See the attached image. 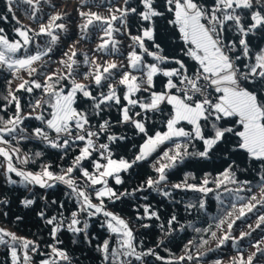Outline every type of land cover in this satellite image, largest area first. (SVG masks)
<instances>
[{
	"label": "snow or ice",
	"instance_id": "obj_1",
	"mask_svg": "<svg viewBox=\"0 0 264 264\" xmlns=\"http://www.w3.org/2000/svg\"><path fill=\"white\" fill-rule=\"evenodd\" d=\"M14 5L17 9L27 5L25 12L38 21V31L33 32L26 26L16 27L14 31L19 38L10 40L0 28V69L9 71L13 77L19 70H27L31 77L18 83L15 89L11 88L12 81H7L9 91L5 99L14 105L15 112L6 120L0 118V158H3L0 167L7 183H17L11 175L15 174L20 178L19 183L29 191V186L41 189L58 184L66 186L70 190L66 195L75 197V209L64 216L60 211L64 207L61 203L54 214L46 215L44 210L37 212L45 224L51 226L49 236L52 242L46 244L48 250L42 255L35 240L0 227V246L10 255L11 264H37V256L41 257L38 264H73V258L60 239L62 230L72 234L73 243L80 240L91 244L90 222L101 216L104 219L100 226L109 234V238L97 245L101 264H146V256L163 260L153 249L138 252L134 229L123 217L108 210L106 200L114 203L128 195L127 191L118 193L109 186L110 178L116 185H122V173L129 172L155 154L159 159L153 167L158 178L149 176L143 183L156 189L161 182L167 181L168 170L178 161L191 155L209 157L227 135L236 138L233 151L243 150L250 159L264 165V0H137V6L124 0L123 6H109L106 15L93 11L86 0H81L82 7L77 9L82 20L81 31L87 34L90 28H98L100 43L97 48L113 51L117 50L119 43L114 34L123 32L130 40L126 61L98 64L85 56L83 63L90 66L79 72L75 67L77 52L73 50L70 54L65 52L67 59L60 61L66 72L44 75L43 80L33 76L34 73L40 75V70L33 65L52 51V46L60 39L59 32H67L63 22L65 14L54 12L47 15L46 22H39L37 14L42 10L41 0H7V12L13 14L14 19ZM161 20L180 42L178 56L166 54L157 42ZM133 23L136 34L131 33ZM30 33L50 40L43 47L36 43L37 50L29 54L26 50L33 44ZM44 67L46 64L41 65V69ZM21 90L27 93L39 90L41 93L40 98L29 103L31 112L28 116L36 112L34 119L43 127H35L28 135H24L25 129L20 127L28 118L23 115L22 105L15 94ZM113 108L119 112L116 123L131 128L142 141L135 145L136 151L131 159L123 155L117 158L116 149L128 137L113 132L111 122L102 118L106 110ZM157 113L163 117L162 129H157L154 123L151 128L149 126ZM96 117L101 119L92 124ZM18 132L20 140L35 136L51 148L62 150L64 156L72 150L71 162L67 167L43 163L39 171L17 167L14 154L20 163H29L27 156L20 160V149L11 145ZM102 138L107 142H101ZM193 141L201 142L202 150L189 152V144ZM35 155L39 157L41 153ZM64 156H61L62 160ZM231 169L232 165H229L214 179L217 188L224 187L226 182L250 185V181L236 180ZM209 183L206 174L199 185L183 183L172 187L208 194L213 191L208 187ZM258 185L261 199L251 195L249 203L240 207L236 220L245 216V209L251 212L264 201V168ZM224 190L235 195L244 189L224 187ZM247 191L251 192V188ZM163 195L169 193L164 191ZM20 203L25 208L32 206L35 193ZM51 203L56 204V201ZM198 206L204 209L205 201L199 200ZM231 215V212L226 213L227 217ZM144 216L160 219L157 212L149 211L147 206L144 207ZM21 219L16 217L18 221ZM175 220L173 215L167 224L171 226ZM258 220L256 228L264 224V215ZM224 222V219L219 220L216 227L220 228ZM234 224L235 220L227 224L229 231L219 237V245L228 240L243 241L251 235L250 232H240L238 238L231 236ZM262 241L264 237L252 245L255 250L247 258L243 255L234 258V264H257L258 259L259 264H264V259H260L264 258ZM192 243L188 241V245ZM185 258L181 255L175 260L169 259L166 264H180ZM187 259L191 260L192 256L187 254Z\"/></svg>",
	"mask_w": 264,
	"mask_h": 264
},
{
	"label": "trees",
	"instance_id": "obj_2",
	"mask_svg": "<svg viewBox=\"0 0 264 264\" xmlns=\"http://www.w3.org/2000/svg\"><path fill=\"white\" fill-rule=\"evenodd\" d=\"M86 2L91 6L93 11L100 12L102 15L107 14L109 6L119 7L124 4V0H95V3H93V0H86ZM6 3L7 0H0V28L4 29V35L10 40L18 39L19 37L16 35L14 29L21 26H26L32 29L33 32L38 31V21L25 12L27 5H21L18 9L15 5L13 6L16 17L14 19L13 14L7 12ZM129 3L132 6H137V0H129ZM81 7V0H41L42 10L37 14L40 18L39 22H46L47 15L59 12L65 14L63 22L66 24L68 30L67 32H59L57 30L60 35L59 41L52 46V51L47 56L42 57L41 61L33 65L40 70V75L33 74L38 80H43L44 75L50 73L66 72V67L60 61L67 59L64 55L65 52L70 54L73 50L77 52V56L75 57L77 65L75 67L79 72L85 71L90 66L83 63L85 56L90 61L95 60L98 64L113 61L123 63L126 61L128 45L130 43L128 36L123 32L115 33L114 39L119 42L117 50H99L97 48V45L100 43L99 29L90 28L87 34H85L79 27L82 20L78 15L77 9H81ZM82 10L86 11L88 9L83 8ZM116 26L121 27L119 24ZM131 33L136 34L135 23L131 27ZM30 35H33V44L28 46L26 50L29 54L37 50L35 47L36 43H39L43 47L50 40L46 36L36 37L33 33H30ZM157 42L165 49L166 54L179 55L180 42L172 34L171 29L165 26L163 20L158 24ZM148 59L150 60L151 58ZM45 64L46 67L41 69V65ZM28 79H31V77H29L27 70H19L16 77H13L9 71L0 69V118L6 120L15 112L14 105L8 104V101L5 99L9 91L7 81L11 80V88L15 89L18 83ZM77 79H81V77L77 76ZM159 87L160 83L158 79V90ZM15 94L22 105L23 115L28 117L20 126L25 129L23 134L28 135L35 127H43L40 121L34 119L36 112H33L31 117L28 116L29 112H31L28 105L34 99L40 98V91L36 90L33 93H27L21 90ZM102 118L111 122L113 132L124 134L128 137L127 140L120 142L121 147L116 149L117 158L123 155L125 158L131 159L136 151L135 145L142 142L140 136L134 135L131 128L116 123L119 118V112L116 108L110 111L106 110L102 114ZM98 119L101 118H94L92 124H96ZM153 123L157 129H162V115L157 113L150 120V128ZM9 139L11 140L10 137ZM235 139V137L227 135L224 141L211 151L207 158L191 155L185 157L182 161H178L175 167L168 170L167 181L161 182L156 189L148 188L143 183L149 176L154 179L158 178L153 167L159 159L155 154L148 161H142L138 166H134L129 172L122 173L121 176L124 181L122 185H116L113 179H109V186L113 187L118 193L127 191L128 195L122 196L120 200L114 203L106 200L108 210L115 212L129 222L130 226L134 229L138 252H146L148 249H153L157 255L164 258L158 261L155 256H146V264H166L169 259L175 260L181 255H185L186 258L180 264H215L216 261H219L220 264H234V258H237L238 255H243L247 258L255 250L252 245L264 237V224L260 228H256V225L259 223L258 217L264 215V201L257 204L251 212L245 209L246 214L240 219L236 220L235 218L239 215L240 207L243 204L249 203L248 198L251 195H255L257 199H261L258 181L264 165L259 161L250 159L243 150L233 151ZM102 141L107 142L103 138ZM11 145L18 147L20 152L29 159L28 164L22 165L15 159L14 154V164L17 167L30 171H39L43 163L60 164L62 167H67L68 163L71 162L73 154L72 150H70L69 154L64 156L62 150L51 148L47 143L35 136L20 140L19 132L17 139L11 140ZM200 150H202L201 142L193 141L189 144V152L195 153ZM37 152L41 153L39 157L35 155ZM61 156H64L63 160ZM229 165H232L231 171L234 172L236 180L251 182L250 185H244L243 183L230 184L226 182L224 187L229 189H244L235 195L226 192L224 187L217 188L213 182L218 174ZM55 170L59 171V168ZM206 174L210 181L208 187L213 189L208 194L199 193L184 187L179 189L172 187L174 184L183 183L199 185ZM11 175L13 179L17 180L16 184L7 183L3 168L0 167V227L13 231L18 236L35 240L40 245V253L42 255L48 250L46 244L52 242L49 236L51 226L46 225L44 220L37 215V212L44 210L46 215L54 214L57 212L59 205L63 203L64 207L60 211L63 212L64 216H68L75 209V197L66 195L70 190L62 184L49 189H41L39 186H29L31 188V191H29L24 185L19 183V177H16L15 174ZM249 187L251 188V192L247 191ZM164 191H167L169 195H163ZM33 193H35V203L25 208L20 201L26 197H32ZM217 195H219V200L217 199ZM41 196L45 197V199H40ZM237 197H244V199L241 200ZM201 199L205 201L204 209H200L198 206ZM45 200L48 202L47 208H45ZM53 200L56 201V204L51 203ZM189 204L193 205V207H187ZM233 204H235V208H233ZM145 206L149 208V211L157 212L160 219L157 220L154 217L149 218L144 216ZM228 212L232 213L230 217L226 216ZM173 215L176 216V220L169 226L167 221ZM17 216L22 217V219L16 220ZM103 219L102 216L99 218L94 217L90 222L88 231L93 237L91 244L80 240L73 243L72 234L66 230H62L60 239L64 242L63 247L68 250L69 255L73 258V264H101L97 245L102 244L104 239L109 238L106 229L100 226ZM221 219H224L225 222L220 228H217L216 224ZM231 220H235V224L230 232L231 236L238 238L240 232H250L251 235L245 237L243 241L239 239L235 242L228 240L223 245H219V237L229 231L227 224ZM142 225H148V227H142ZM196 228L201 229V231L196 232ZM205 228L209 230L203 231ZM213 232L216 233L215 236L212 235ZM189 240L193 242L191 245H188ZM160 241L164 242L161 244ZM186 245L187 248L185 247ZM261 247H264V241H262ZM187 254L192 256L191 260L187 259ZM257 257L259 258V253ZM35 258L38 264V260L41 257L37 256ZM0 264H11L10 255L6 253L3 246H0ZM257 264H259V259Z\"/></svg>",
	"mask_w": 264,
	"mask_h": 264
},
{
	"label": "rangeland",
	"instance_id": "obj_3",
	"mask_svg": "<svg viewBox=\"0 0 264 264\" xmlns=\"http://www.w3.org/2000/svg\"><path fill=\"white\" fill-rule=\"evenodd\" d=\"M25 155H23L22 152H20V160H23ZM3 158H0V161H2ZM22 164V163H21ZM22 165H26V164H22Z\"/></svg>",
	"mask_w": 264,
	"mask_h": 264
},
{
	"label": "built area",
	"instance_id": "obj_4",
	"mask_svg": "<svg viewBox=\"0 0 264 264\" xmlns=\"http://www.w3.org/2000/svg\"><path fill=\"white\" fill-rule=\"evenodd\" d=\"M101 142H104V141L101 140Z\"/></svg>",
	"mask_w": 264,
	"mask_h": 264
}]
</instances>
